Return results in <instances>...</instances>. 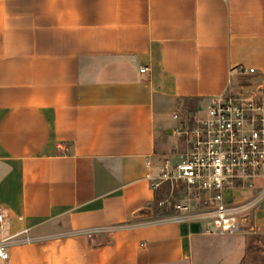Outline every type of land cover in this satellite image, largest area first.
Returning a JSON list of instances; mask_svg holds the SVG:
<instances>
[{"label": "crops", "instance_id": "obj_1", "mask_svg": "<svg viewBox=\"0 0 264 264\" xmlns=\"http://www.w3.org/2000/svg\"><path fill=\"white\" fill-rule=\"evenodd\" d=\"M225 91L264 103V0H0V240L39 238L0 264H241L246 231L154 214Z\"/></svg>", "mask_w": 264, "mask_h": 264}, {"label": "built area", "instance_id": "obj_2", "mask_svg": "<svg viewBox=\"0 0 264 264\" xmlns=\"http://www.w3.org/2000/svg\"><path fill=\"white\" fill-rule=\"evenodd\" d=\"M145 71V68L141 69ZM239 71L245 67L239 66ZM253 72L254 69L250 68ZM179 118V114H176ZM187 148L181 159L166 160L159 169L158 186L172 191L183 186L196 202V209L176 204L177 213L163 219L176 222L210 221L220 232L245 231L247 212L264 200V103L261 97H242L229 91L211 97L202 114L192 125L177 129ZM149 164V163H148ZM251 191L238 200L230 191ZM167 200L158 203L164 205ZM4 216L0 213V226ZM120 226L88 229L73 234H92ZM28 230L0 240V258L10 257L16 244L35 241Z\"/></svg>", "mask_w": 264, "mask_h": 264}, {"label": "rangeland", "instance_id": "obj_3", "mask_svg": "<svg viewBox=\"0 0 264 264\" xmlns=\"http://www.w3.org/2000/svg\"><path fill=\"white\" fill-rule=\"evenodd\" d=\"M195 117L194 112L188 113L186 119L184 120L183 126H188L191 117ZM185 147L181 146L180 151L176 153L170 154L171 157H162L161 162L164 160H171V158L175 157L179 160L181 159V153L184 151ZM173 158L174 163H176V159ZM161 163V164H162ZM156 171H159L160 166L154 165ZM245 191L238 190L237 191V199L243 200L248 197V194L244 193ZM158 202L160 200H167L164 205H160L159 203L154 206L155 217H164L168 215H172L178 212L175 208L176 204H187L192 207V209H196V202L192 200L191 194L188 192L186 188L183 186H178L174 191L171 190L167 185L163 184L158 188ZM257 209L264 210V200L258 206L250 209L245 218V228L248 238V250L247 254L244 257L241 264H264V212L256 216Z\"/></svg>", "mask_w": 264, "mask_h": 264}, {"label": "trees", "instance_id": "obj_4", "mask_svg": "<svg viewBox=\"0 0 264 264\" xmlns=\"http://www.w3.org/2000/svg\"><path fill=\"white\" fill-rule=\"evenodd\" d=\"M194 111H195V110H194L193 107H190V108L188 109V113H193ZM193 122H194V116L190 118L189 125H192ZM158 200H159V198H158V193H157L156 204L158 203Z\"/></svg>", "mask_w": 264, "mask_h": 264}]
</instances>
